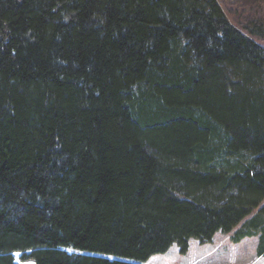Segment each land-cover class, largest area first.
Instances as JSON below:
<instances>
[{"label": "trees", "instance_id": "obj_1", "mask_svg": "<svg viewBox=\"0 0 264 264\" xmlns=\"http://www.w3.org/2000/svg\"><path fill=\"white\" fill-rule=\"evenodd\" d=\"M262 42L219 0H0V264L264 256Z\"/></svg>", "mask_w": 264, "mask_h": 264}, {"label": "rangeland", "instance_id": "obj_2", "mask_svg": "<svg viewBox=\"0 0 264 264\" xmlns=\"http://www.w3.org/2000/svg\"><path fill=\"white\" fill-rule=\"evenodd\" d=\"M229 19L238 24L253 16L264 17V0H219ZM264 46V42H262ZM232 233L219 232L212 243L201 244L191 239L190 250L182 255L178 245H173L165 254H157L144 264H264V256H259V237H247L233 243ZM32 264V263H22Z\"/></svg>", "mask_w": 264, "mask_h": 264}]
</instances>
